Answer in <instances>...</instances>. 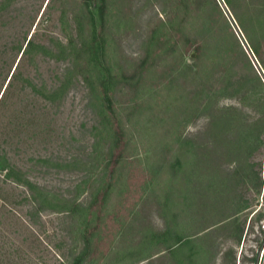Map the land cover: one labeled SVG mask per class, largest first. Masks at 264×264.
Here are the masks:
<instances>
[{
  "label": "rangeland",
  "instance_id": "rangeland-1",
  "mask_svg": "<svg viewBox=\"0 0 264 264\" xmlns=\"http://www.w3.org/2000/svg\"><path fill=\"white\" fill-rule=\"evenodd\" d=\"M264 0H0V264H263Z\"/></svg>",
  "mask_w": 264,
  "mask_h": 264
},
{
  "label": "trees",
  "instance_id": "trees-1",
  "mask_svg": "<svg viewBox=\"0 0 264 264\" xmlns=\"http://www.w3.org/2000/svg\"><path fill=\"white\" fill-rule=\"evenodd\" d=\"M263 264H264V261H263Z\"/></svg>",
  "mask_w": 264,
  "mask_h": 264
}]
</instances>
